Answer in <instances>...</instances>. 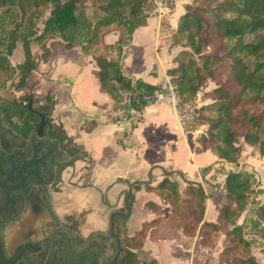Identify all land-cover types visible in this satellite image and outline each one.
Listing matches in <instances>:
<instances>
[{
    "label": "trees",
    "instance_id": "1",
    "mask_svg": "<svg viewBox=\"0 0 264 264\" xmlns=\"http://www.w3.org/2000/svg\"><path fill=\"white\" fill-rule=\"evenodd\" d=\"M92 3L97 10L90 18L87 0H0L3 9L0 75L6 74L0 88L14 75L22 78L21 86H26L38 65L51 59L49 43L59 39L68 47H80L83 55L96 61L97 77L114 99L115 109L139 112L147 107L144 96L160 86L125 76L123 59L133 33L146 24L147 10L153 0H93ZM113 27L121 31L118 40L112 45L105 44L104 37ZM182 35L186 42L180 40ZM171 38L172 46L185 49L175 59L177 66L167 72L180 101H194L207 80L222 79L213 90L214 102L200 109L206 113L201 119L208 129L197 139L196 153L210 151L217 163L239 168L243 141L264 159V0H194L185 5V13ZM18 45L23 48L25 60L13 66L10 58ZM33 46L39 51L33 53ZM110 51L117 53V60L108 59ZM183 55L189 57L187 62L179 61ZM122 92L126 95L125 103ZM41 101L51 103L53 98L45 95ZM25 113L35 114L33 129L40 122L34 110L0 97L2 118L11 121ZM67 139L78 156H82V150ZM209 168H204L202 173ZM214 174L223 176V194L216 219L210 222L205 219L208 196L201 183L182 187L178 182L164 179L156 186L146 185L147 191L168 203V212L165 214L160 205L149 202L147 207L157 217L133 237L127 235L125 221L115 217L114 231L122 248L118 264H140L135 250L142 249L148 238L179 243L196 238L200 248L207 250L215 248L221 236L223 249L218 264H260L251 252L252 242L245 239L239 220L253 206L252 235L264 240V204L257 200L264 188L249 171L219 166ZM141 189L142 186H135L136 191ZM134 200L133 194L128 200L130 210ZM241 251L246 253L245 257L237 255ZM206 262L210 264L209 257L201 254L193 258V264ZM151 264L158 262L154 260Z\"/></svg>",
    "mask_w": 264,
    "mask_h": 264
},
{
    "label": "crops",
    "instance_id": "2",
    "mask_svg": "<svg viewBox=\"0 0 264 264\" xmlns=\"http://www.w3.org/2000/svg\"><path fill=\"white\" fill-rule=\"evenodd\" d=\"M186 4L178 3L169 17L148 18L144 26L135 30L124 53L125 76L159 86L170 81L167 72L177 66L175 59L185 50L172 46L171 36L185 13ZM120 33V29L113 27L104 37L105 44H114ZM49 47L51 59L38 65L26 87L40 98L45 95L53 98L50 104L54 124L83 152L74 167L66 171L59 190L53 193V206L61 218L76 219L80 233L87 238L110 232L111 216L117 214L115 217L125 221L127 235L133 237L157 217L147 207L149 202L160 205L165 214L168 212V203L147 191L146 185L156 186L169 179L182 187L201 183L205 190V184L211 186V175L217 166L224 164L217 163L210 151L196 153L197 136L185 130L176 106L169 101H158L139 112L115 109L116 103L102 88L96 61L91 56L59 39L51 41ZM107 57L118 59L113 51ZM10 60L13 66L24 62L20 45ZM35 76L42 90L32 86ZM122 96L125 103L124 92ZM244 152L245 148L243 155ZM207 167L209 170L202 173ZM137 181L150 183L141 184L142 189L135 191L131 214L126 218L119 213L126 215L125 197L130 184ZM207 196L205 219L210 222L216 219L222 197L211 204L214 198ZM142 249L157 259L158 264H163L168 255L172 256L171 264H179L184 251L179 241L157 242L149 238ZM140 251L135 252L139 255Z\"/></svg>",
    "mask_w": 264,
    "mask_h": 264
},
{
    "label": "flooded vegetation",
    "instance_id": "3",
    "mask_svg": "<svg viewBox=\"0 0 264 264\" xmlns=\"http://www.w3.org/2000/svg\"><path fill=\"white\" fill-rule=\"evenodd\" d=\"M16 77L12 101L39 117L47 112L50 103ZM42 106L46 108L39 110ZM34 116L25 113L11 121L0 116V264H118V237L108 232L86 238L76 219L61 218L55 211L53 193L79 156L51 112L43 136L36 134L39 124L31 127Z\"/></svg>",
    "mask_w": 264,
    "mask_h": 264
},
{
    "label": "rangeland",
    "instance_id": "4",
    "mask_svg": "<svg viewBox=\"0 0 264 264\" xmlns=\"http://www.w3.org/2000/svg\"><path fill=\"white\" fill-rule=\"evenodd\" d=\"M92 1L93 0H87V6H88L87 12L90 18H93L94 12L97 10L96 7L93 5ZM173 1L174 3L171 6L170 0H153V3L147 10L148 18L156 17L159 19H163V18L169 17L170 15L174 14V10L178 3L187 2V4H192L194 0H172V2ZM158 3H162L163 5L162 10L160 9ZM166 5L168 6L170 5L168 9H166ZM2 10L3 9L0 8V14H2ZM123 38H126V37H123ZM180 38L182 42H186V39L183 37V35L180 36ZM108 40H110V38H108ZM36 50H37V46H33L32 51L36 52ZM0 51H1V48H0ZM188 59L189 57L187 55H183L180 57L179 61L187 62ZM12 60H14V56L12 57ZM16 78H17L16 75H14L13 78L5 84L4 88H0V97L2 98V100L12 101V98L15 97L14 96L15 94L13 92V85H14ZM3 80H6V74L0 75V82H2ZM219 81H222V79L217 78V79L207 80L206 84L201 88V90L197 94V97L194 101H191V102L180 101L179 111L180 112L182 111L186 117L185 119L186 120L185 121L186 131L194 132L197 136V139L203 136L204 134H206L207 129H208V125L205 124L201 119V117L206 116V113L205 112L202 113L200 109L203 106L210 105L211 103L214 102L212 93H213V90L219 87ZM32 86L36 90L38 88L42 90L41 85H39V82L36 76L32 80ZM241 144L243 145V148H245V152L241 160L242 165L240 164L239 168L237 166H227V165H224V166L227 169L233 170V171H236L237 169L239 170L242 169V170L254 173L256 175L257 180L259 181L258 184L263 186L262 188H264V163H263L264 159H262L255 150L245 145L243 141ZM250 163L253 165H250ZM218 168L219 166H217L215 170H218ZM210 181H211V186L208 184H205V191H206V194L210 196V198H214L211 201V204H215V202L217 201V198L222 197L221 185L223 183V176L222 174H217V175L212 174ZM259 185L255 186V190L258 188ZM257 200L258 202L264 204V193L259 195ZM254 202H257V201L254 200ZM252 209H253V206L250 205L247 208V210L242 214L239 220V224L244 227L242 230V233L245 239L252 242L251 244L252 254L256 257L257 261L260 264H264V240L260 238L255 239L252 235L251 226H252V220L254 216L252 213ZM223 238L222 236L219 238L220 240L218 242V245L215 248L207 249V250L200 248L196 238L193 240L186 239L185 242L181 243L183 245L184 251H183V254L181 255L179 264H193V258L197 254H201L204 257H209L210 264H218V259L223 249V244H222ZM138 250H141L140 254L139 255L137 254V258L139 262H151L154 260L157 261V259L152 258V256L149 255L147 251L145 252V250L143 251V249H138ZM237 255L240 257H245L246 253L241 251ZM171 257H172L171 255H168L166 259L164 258L163 264H169V263L171 264ZM205 264H207V262Z\"/></svg>",
    "mask_w": 264,
    "mask_h": 264
},
{
    "label": "built area",
    "instance_id": "5",
    "mask_svg": "<svg viewBox=\"0 0 264 264\" xmlns=\"http://www.w3.org/2000/svg\"><path fill=\"white\" fill-rule=\"evenodd\" d=\"M170 1H171L170 5L172 6L174 1L173 2H172V0H170ZM158 5H159L160 9L162 10L163 9L162 3H158ZM169 6L166 5V9H168ZM144 100L147 101L148 106L152 105L158 101H169L170 103H172L174 106L177 107L178 112H179L180 122L183 125V127L185 128L186 117L182 111L181 112L179 111L180 98L178 96L176 87L170 81L164 82L159 87V89L155 90L151 95L144 96ZM185 130H186V128H185Z\"/></svg>",
    "mask_w": 264,
    "mask_h": 264
},
{
    "label": "water",
    "instance_id": "6",
    "mask_svg": "<svg viewBox=\"0 0 264 264\" xmlns=\"http://www.w3.org/2000/svg\"><path fill=\"white\" fill-rule=\"evenodd\" d=\"M31 103H32V99H30V108H31ZM51 109H52V104H50V106L48 107V111L47 112H44V113H42L41 115H40V117H41V121H40V123H39V125H38V128H37V131H36V134L37 135H40V136H43V129H44V127H45V124H46V116H47V114H49L50 112H51ZM148 183H150V182H141V181H137V182H134V183H132V184H130V186H129V190H128V193H127V195H126V197H125V206H126V215H124V214H121V213H119L121 216H124V217H129L130 216V214H131V210H130V208H129V206H128V200H129V198L135 193V186L136 185H141V184H148ZM117 214H113L112 216H111V231H110V235H112V237H114V238H117V235H116V233H115V231H114V228H115V221H114V218H115V216H116ZM104 235H109L108 233H106V234H104ZM119 252H120V250H119ZM119 252H118V254H117V257H118V255H119Z\"/></svg>",
    "mask_w": 264,
    "mask_h": 264
}]
</instances>
